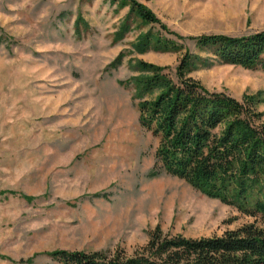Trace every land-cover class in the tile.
<instances>
[{"label": "rangeland", "instance_id": "rangeland-1", "mask_svg": "<svg viewBox=\"0 0 264 264\" xmlns=\"http://www.w3.org/2000/svg\"><path fill=\"white\" fill-rule=\"evenodd\" d=\"M174 35L113 0H0V264H60L52 253L132 255L151 232L221 236L252 217L154 172L159 138L139 123V63L175 69L186 52L207 89L254 96L264 71L220 62L188 38L264 31V0H137ZM178 39V51L140 43ZM177 35V36H176Z\"/></svg>", "mask_w": 264, "mask_h": 264}, {"label": "trees", "instance_id": "trees-1", "mask_svg": "<svg viewBox=\"0 0 264 264\" xmlns=\"http://www.w3.org/2000/svg\"><path fill=\"white\" fill-rule=\"evenodd\" d=\"M128 6L145 25H159L174 35L137 0H113ZM177 36V35H176ZM139 46L178 51L177 36L147 33ZM222 63L264 71V31L248 36L188 38ZM204 58L186 52L173 69L141 62L146 75L128 80L137 89L139 123L159 138L154 172L179 178L204 195L264 219V113L254 96L238 100L213 92L190 76ZM60 264H264V226L256 223L221 236L187 238L151 232L132 255L112 251L53 252Z\"/></svg>", "mask_w": 264, "mask_h": 264}]
</instances>
